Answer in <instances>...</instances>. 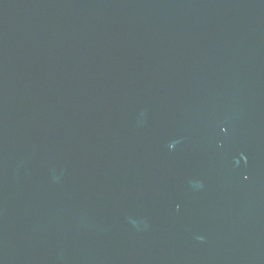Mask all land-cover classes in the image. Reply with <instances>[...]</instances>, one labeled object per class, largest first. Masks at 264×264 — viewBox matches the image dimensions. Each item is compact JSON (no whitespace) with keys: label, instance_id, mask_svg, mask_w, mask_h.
I'll use <instances>...</instances> for the list:
<instances>
[{"label":"water","instance_id":"1","mask_svg":"<svg viewBox=\"0 0 264 264\" xmlns=\"http://www.w3.org/2000/svg\"><path fill=\"white\" fill-rule=\"evenodd\" d=\"M0 264H264V0H0Z\"/></svg>","mask_w":264,"mask_h":264}]
</instances>
